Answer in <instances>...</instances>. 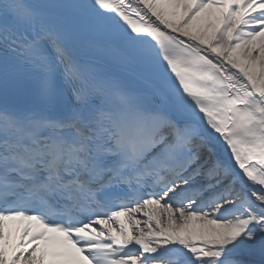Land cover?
I'll return each mask as SVG.
<instances>
[{"label":"snow or ice","instance_id":"snow-or-ice-1","mask_svg":"<svg viewBox=\"0 0 264 264\" xmlns=\"http://www.w3.org/2000/svg\"><path fill=\"white\" fill-rule=\"evenodd\" d=\"M0 264H264V0H0Z\"/></svg>","mask_w":264,"mask_h":264}]
</instances>
